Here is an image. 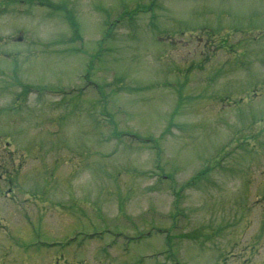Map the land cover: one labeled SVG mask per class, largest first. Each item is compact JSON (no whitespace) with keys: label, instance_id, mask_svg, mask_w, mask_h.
Here are the masks:
<instances>
[{"label":"rangeland","instance_id":"374dc122","mask_svg":"<svg viewBox=\"0 0 264 264\" xmlns=\"http://www.w3.org/2000/svg\"><path fill=\"white\" fill-rule=\"evenodd\" d=\"M28 1L0 0V85L8 86L0 92V107H4L0 108V150L10 157L22 152L37 170L51 171L54 189L59 188V205L50 201L39 207L23 235L0 220L7 228L6 236L0 229V242L11 241L18 249L35 235L62 237L72 228L93 231L115 225L131 235L144 232L146 226H167L170 195L167 182L148 178L150 147L101 140L137 133L154 136L165 145L162 170L198 183L195 189L203 192L201 198L210 206L207 218L203 210L201 222L231 219L234 206L225 197L238 202L242 220L229 228L230 236H245L249 244L260 240L258 250L263 255L250 251L244 257L252 259L245 260L236 249L234 257L224 260L264 264V242L258 237L260 232L264 235V207L257 203L264 187V133L257 143L246 141L253 129L264 126V0H155L148 13L139 9L149 7L152 0H41L57 4L56 9L35 7L38 2ZM156 8V18L148 22ZM124 17L123 25L114 26ZM202 26L229 32L224 35H229L228 45L236 53L232 56L228 47L220 49L216 35L208 36ZM103 31L109 35L96 39ZM18 37L22 40L16 41ZM86 59L90 83L81 95L51 92V88L81 85L76 70ZM27 83L40 87L41 94H27L17 87ZM253 88L263 96H257L256 104L237 100ZM100 111L108 113L111 127L102 125ZM107 145L120 150L112 157L106 153ZM235 146L246 149L240 161L233 158ZM260 154L261 161L252 162ZM246 159L251 162L243 164ZM225 169L227 176L239 173L242 185L238 176L233 182L239 188L247 185L246 197L244 189L226 190ZM244 173L247 180L242 178ZM212 180L219 183L217 189L211 187ZM68 188L73 191L69 203ZM189 194L188 190L182 194V205L189 203ZM6 198L2 201L7 204ZM216 198L223 204L217 213L211 205ZM196 204L190 201L186 218L180 219L189 238L175 244L178 251L170 248L174 264L182 259L185 264H216L215 253L207 249L210 244L215 248L210 240L198 244L199 231L194 228L198 214L192 207ZM243 220L248 224L244 231ZM200 229L204 235L213 234L211 226ZM88 243L83 249L89 247L92 264H135L137 257L138 264H158L142 255L147 249L162 250L165 240L153 235L134 242L122 256L117 244L103 259L95 253L100 239ZM234 247L230 240L231 252ZM68 250L76 252L74 261L81 264L84 253L73 246Z\"/></svg>","mask_w":264,"mask_h":264}]
</instances>
